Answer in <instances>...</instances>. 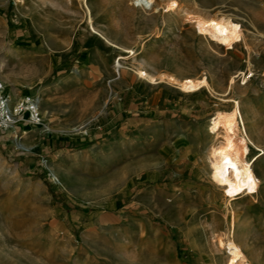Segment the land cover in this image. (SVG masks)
I'll return each mask as SVG.
<instances>
[{
    "label": "rangeland",
    "instance_id": "1",
    "mask_svg": "<svg viewBox=\"0 0 264 264\" xmlns=\"http://www.w3.org/2000/svg\"><path fill=\"white\" fill-rule=\"evenodd\" d=\"M153 1L0 0V79L12 94L14 87L38 94L42 115V125L21 121L0 133V189L21 193L43 183L50 214L67 221L92 213L90 200L107 194L106 181L122 172L129 186L119 215L139 229L134 244L126 240L127 262L135 248L138 264H223L239 248L237 264H264V0ZM213 14L239 28L234 47L196 30L195 16ZM89 17L111 44L91 31ZM183 79L208 86L184 92L177 87ZM235 103L256 191L230 196L210 179L207 155L222 139L212 127ZM15 134L25 148H16ZM107 137L120 146L102 143ZM109 146L123 159L107 155ZM170 176L195 205L176 211L163 203L169 212L160 216L153 196ZM25 194L23 202L12 198V210L41 209ZM71 236L66 243L74 247ZM44 242L14 237L0 246L42 249Z\"/></svg>",
    "mask_w": 264,
    "mask_h": 264
},
{
    "label": "crops",
    "instance_id": "2",
    "mask_svg": "<svg viewBox=\"0 0 264 264\" xmlns=\"http://www.w3.org/2000/svg\"><path fill=\"white\" fill-rule=\"evenodd\" d=\"M14 88L16 89L15 94H12L10 87L8 88L14 97L22 93H29L21 92L20 88ZM109 139L108 137L103 138L102 143H114L120 146L119 138ZM176 151V147L169 145L170 153H176ZM106 154L119 160L123 159L122 152L113 151V146H109ZM177 171L175 170V173ZM171 177L168 178L169 182L165 181L164 184L157 187L159 192L153 196L155 209L158 210L160 216L167 215L169 212V209L161 207L163 203L168 204L169 208L176 211L180 204L195 205L194 198L188 194L189 189L184 188L178 194L177 187L172 183ZM156 179L158 178L156 177ZM192 181H194L193 178ZM105 184L107 185L105 188L107 194L100 193L90 200V202L95 203L92 204L93 210H90L92 213L85 214L81 210L76 214L77 216H71L67 221L63 216L59 218L55 216L56 214H50L51 195L43 183L25 184L21 193H19L18 188H11L10 186L0 189V239L14 237L24 239L32 236V238L45 241V247L42 249L0 246V264H55L57 261V264H138L135 248L130 254V262H127L124 256L127 238L134 244L139 235V229L133 222L130 225L131 219L128 216L119 215V212L122 211L121 207L125 205L122 192L128 189V176H124V173L121 172L118 176L107 180ZM25 191L31 193L32 206L37 207L41 203V209H44H34L28 215L25 210H12L14 201L12 198L16 197L23 202L22 200L26 196ZM113 193L115 196H111ZM185 197H190L189 200L192 202H186ZM61 202L65 204L64 200ZM111 207L115 209L110 211L109 208ZM124 222L128 224L126 227L123 225ZM72 223L74 227H72ZM169 223L173 229L177 226L176 222L172 220H169ZM102 228L104 232H101ZM71 231L76 233L78 237V241H76L78 246L70 247L66 243V236L72 237ZM59 233L62 234L61 240L58 238L57 242H54L52 237ZM173 235L176 237V234ZM168 236L167 240L172 245L171 242H175L176 239L175 237L172 238L171 235Z\"/></svg>",
    "mask_w": 264,
    "mask_h": 264
},
{
    "label": "bare ground",
    "instance_id": "3",
    "mask_svg": "<svg viewBox=\"0 0 264 264\" xmlns=\"http://www.w3.org/2000/svg\"><path fill=\"white\" fill-rule=\"evenodd\" d=\"M82 1L85 3L87 2V0ZM148 1L150 4L154 3L153 0ZM134 2L142 4V0H134ZM195 19L196 30L200 34L209 36L211 40L215 41L218 45L232 48L239 41V28L231 18L213 14L195 16ZM89 23L92 32L98 34L100 38L111 44L105 34L93 28L91 17H89ZM118 62L119 61L114 64L117 71L120 67ZM1 65L0 63V67ZM122 68H124V65ZM159 80L165 81L163 79ZM207 84L205 79H183L177 84V87L184 92H193L202 86H208ZM239 115L240 110L238 103H235V108L231 112H221L219 114L211 131H213L215 135L222 133V136H220L222 139L211 145L207 155L209 160L210 179L215 186L228 192L230 196H237L244 192L253 193L256 191V179L249 162L246 160L247 151L245 142L242 138L237 136L239 128L237 117ZM224 245L225 242L220 239L218 241V248H223ZM228 253V260L223 264H237L241 258L240 249L234 248Z\"/></svg>",
    "mask_w": 264,
    "mask_h": 264
},
{
    "label": "built area",
    "instance_id": "4",
    "mask_svg": "<svg viewBox=\"0 0 264 264\" xmlns=\"http://www.w3.org/2000/svg\"><path fill=\"white\" fill-rule=\"evenodd\" d=\"M21 121L42 125L40 96L22 93L14 97L9 92L7 84L0 79V133L15 131L16 124ZM15 138L16 148H25L20 137L15 134Z\"/></svg>",
    "mask_w": 264,
    "mask_h": 264
}]
</instances>
